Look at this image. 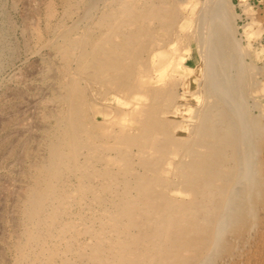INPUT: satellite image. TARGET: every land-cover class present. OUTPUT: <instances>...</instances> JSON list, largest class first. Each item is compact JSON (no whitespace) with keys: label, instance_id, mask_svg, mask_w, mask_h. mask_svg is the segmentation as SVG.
<instances>
[{"label":"bare ground","instance_id":"6f19581e","mask_svg":"<svg viewBox=\"0 0 264 264\" xmlns=\"http://www.w3.org/2000/svg\"><path fill=\"white\" fill-rule=\"evenodd\" d=\"M227 1L196 14L192 0H27L16 38L0 0V183L13 190L0 264H264V72ZM177 9L196 14L178 33L191 30L201 67L184 82L198 101L187 136L160 118L170 63L136 66L146 27ZM113 87L139 102L111 120L94 97Z\"/></svg>","mask_w":264,"mask_h":264},{"label":"rangeland","instance_id":"374dc122","mask_svg":"<svg viewBox=\"0 0 264 264\" xmlns=\"http://www.w3.org/2000/svg\"><path fill=\"white\" fill-rule=\"evenodd\" d=\"M24 1H25V3H24ZM5 2H6L7 11L9 12L13 23L18 27L16 38H20L19 30L22 26V18L25 15L24 12L26 11L25 10L26 8L24 9V7H26L25 4H26L27 0H22V1H20V0H14V1L13 0H5ZM179 2H182V0L181 1L179 0ZM192 2L197 4V6L195 7V12L197 14L199 9H201L202 0L201 1L200 0H192ZM227 3H228L227 5H229L228 7H230V8H228L229 15H230V12L233 13L230 15L231 17L229 20V25H230V28L232 30L234 37L239 42L241 49L243 50V53L245 54V58H244L245 62H247V63L251 62V64H253L257 68L261 69L259 71V73L261 71H262L261 73H263L264 72V14H263L264 13V0H228ZM12 4H15L16 7H12ZM199 4H200V6H199ZM176 14H178V15H175L174 19L171 20L166 25H162V23H160L158 21H153L152 25H151V23L149 24V26H148L149 28L146 27L145 31L147 32V35H145L143 37L141 36L140 40H138L139 42H137V51L136 52L139 55V57L137 60L138 62H136V66H139L144 71H147L148 70V69L146 70V68L148 67L147 64L149 65V59L152 57L153 54H155L157 56H163L166 59L165 63L166 64L170 63V67H169L170 70L166 73V75L169 78L172 77L173 82L171 80V83L169 82L170 84L168 86H170V89H171L172 85L174 86V87H172V91L174 92L175 96L170 103L162 106V110H161L162 113H160V118H162L163 120H165L169 123L170 132L172 134L177 135V136L178 135L187 136V135L191 134V131H190L191 125H192L191 123H194V121H195V113H196L195 110H196V107L198 106V103H197L198 101L196 98L197 88H196V90L186 88V85L184 84V82L187 80L186 78H188L190 76V74L191 75L193 74L195 76V78L198 80L200 78L201 67H200L199 56H197L198 53H196V51L194 49V45H190L192 43L191 42L192 41L191 30H192L193 20L195 21V18H196V14H194L195 15L194 17H189V15H187V13L181 9H179V10L177 9ZM183 14H185V15H183ZM189 18H191V19H189ZM231 18H233V19H231ZM183 20L188 21L187 25H188V28L191 30L188 29L184 33L179 34L178 28L182 24ZM171 22H173L175 24L172 25L173 23H171ZM176 22H177V24H176ZM165 27H166V30L164 29ZM151 28H152V31H151ZM132 29L137 30L138 28L132 27ZM155 30H157V31H155ZM175 33H177L178 35H176ZM155 34L158 37H160L162 40L160 38H158L157 36H155ZM146 36H148V37H146ZM176 38H177V41H176ZM145 41L146 42L149 41V43H146ZM154 42H157V43H154ZM149 44H150V46H149ZM182 44H184V45H182ZM144 45H146V47ZM153 46H154V48H153ZM152 48H153V50H152ZM181 49L182 50L185 49V51H182ZM187 50H189V52ZM148 57H150V58H148ZM146 59L148 61H146ZM180 60L181 61L183 60V61L180 62ZM21 61H23V60L22 59H19L18 61L16 60L13 64V66H14L13 68L16 69L17 71H18V69H19V71L21 69H23L22 66H24V63ZM32 61H33V59H31V61H30V58L27 60V62H30V63ZM20 63H22V64L20 65ZM145 63H147V64L145 65ZM142 65H144V67ZM19 67H21V68H19ZM186 69H190V70H186ZM7 71L10 72V68ZM191 71H193V72H191ZM148 74H150L152 77L153 71H149V73H147V75ZM169 74L172 76H170ZM259 77H258L257 81H259L260 84H263L264 77H260V78ZM152 78H154V77H152ZM178 79H179V81H176ZM175 82L176 83L178 82V83L176 84ZM155 83L159 84V82H155ZM112 90H113L112 93H109L107 95V97H103V96L100 97L98 94H96V96L94 97L95 100H97L96 103L99 101L97 103L98 104L97 110L106 114V118L111 119V120L115 118L113 116L116 115L117 108L119 109L121 107V105H119L120 104L119 102H122L121 99L123 101L128 102L129 104L130 103L136 104L137 102H139L138 98L134 99L133 97L128 96L127 93H125L123 91L122 92L115 91L116 89L114 87L112 88ZM250 90H252V88H250ZM250 93H251V96L253 97V93L251 91H250ZM104 98H106V99L104 100ZM103 101H105V102H103ZM144 102L145 101L143 100V103ZM102 104H104V105H102ZM110 105H112V106H110ZM166 105H168V106H166ZM113 109L114 110L116 109V111H114ZM163 112H166L167 114L163 113ZM170 112H173V113H170ZM99 114H101V113H99ZM131 114L129 113L128 115H126L125 118L127 120L132 121V122H135L133 119V118H135V114H132V115ZM108 119H106V120H108ZM168 119H170V120H168ZM103 120H105V119H100L99 117L95 118V121L97 123H100ZM5 164H6L5 162L0 163V166H2V167H0V170H1L0 172L7 170L6 169L7 166H5ZM8 184H9V182H8ZM8 184H7V181H3V182L1 181V183H0V206H2V207H5V205H7L12 199L13 190H10L12 188V186H11V184H9V185ZM3 237H1V235H0V241L1 242L3 240ZM1 242H0V246L3 243V242L2 243ZM6 254H7V256L8 255L10 256L11 252H9L7 250Z\"/></svg>","mask_w":264,"mask_h":264}]
</instances>
